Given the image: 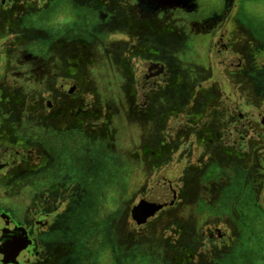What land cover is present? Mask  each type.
<instances>
[{
  "label": "rangeland",
  "instance_id": "1",
  "mask_svg": "<svg viewBox=\"0 0 264 264\" xmlns=\"http://www.w3.org/2000/svg\"><path fill=\"white\" fill-rule=\"evenodd\" d=\"M130 2L133 4L131 5L133 11L105 9L106 11L100 13L94 7L97 5V1L50 0L44 8L37 12L36 10L41 8L39 1L15 0L12 13L2 14L0 18V63H2L0 65V110L3 111L2 113L11 111L14 114L17 106L23 103L22 98L28 100V95L39 87L42 78L39 67L37 68L35 65H31V71L28 70L18 79L11 78L10 75L14 73L16 67L15 59H20L27 53L29 55L33 53L35 57L39 56L40 58L51 56L54 48H49L48 45H50L51 39L58 37L60 33L67 36V41L70 44L67 49L56 46L57 53L60 55L68 53L71 66L77 64L82 66L87 84L90 78H93L95 81L103 80L107 83V89H113L114 82L118 80L119 71L128 68L126 60H124L127 53L123 52L124 56H122L116 48L117 45L114 43L116 35L108 34L110 44L106 40L105 33H98V28L101 26L98 22L104 15L111 17L112 24L119 27L138 32L145 30L152 36L150 37L151 44L161 48L162 52L143 48L138 51L136 46L134 52L130 51V53H135V58L139 55L154 59L161 58L166 63L170 74H175V77L173 76L168 82L170 94L160 93L157 97L151 96L152 104L148 106V109H145L142 114L134 116L123 115V106H119L118 101L107 97V92L102 91L105 84L99 88L101 94L98 92V95L101 98L98 100L104 99V102H107L106 106L109 107L108 115L104 119V137L115 138V150L106 152L103 150L102 144L97 141L82 140V148H90L91 159H88L90 161L88 162L85 160V153L82 155L79 153V169H82L86 175H91L90 177H99L94 179V187L90 185L87 187V189L90 187L87 190V197L76 214L78 220L81 219V221L77 230L73 232L72 240H78V238L81 240L79 248L82 254H76L69 260H64L62 255H59V258L50 259L51 264H122L120 258L125 257L127 258L126 264H221L224 257L228 256L229 258L238 247L242 248L236 255L233 264H262L264 227L260 226V221H264V215L257 214V212L260 211L264 214V172L262 177L258 175L255 178H247L246 175H242L239 171L240 167L244 168L254 162H245L239 155L218 162V164L206 160V153L205 156L200 157L204 148L206 151V145L201 143L197 149L193 142V130L190 128L176 136L179 125L182 124L180 116L187 114L189 118L191 117L195 99L193 91L197 90L193 82L195 75L200 77L201 74L207 75L205 80L200 82V89L208 90L210 84L212 85L214 82L225 91L243 89V84L239 79L224 75L227 73L226 70L219 65V58L214 56L212 48L214 39L210 43H206L203 51H199L200 47L198 46L202 45L203 40L199 37L194 40L192 35L195 24L201 23L203 27L207 25V13L204 11L217 10L221 6V0H132ZM237 7L238 17L246 22L247 28L254 34L242 28L241 32H248L247 38L244 40V48L237 44L227 54H223L224 62L227 64L232 58L247 56L248 59H251L250 62L256 61L263 65L261 70L247 78L248 86H246L250 89V93L245 98L246 104L239 106L243 113L253 115L256 120L258 112L264 111V0H230L229 15L233 18L236 17L234 11ZM196 9L198 11L204 9V11L198 14ZM167 10H175L178 15L184 18L182 37L173 40L174 43H171L173 41L172 38L170 39V35L175 31V28L166 17ZM3 15L7 20L4 21ZM22 15H24V19ZM138 15H141V18L136 19ZM222 28L224 29V27ZM112 31L110 29V32ZM236 33L233 34L239 37V31L236 30ZM233 34H227L226 39L231 38ZM120 40L125 41L126 38ZM100 41L104 45L99 46ZM177 42L180 44L178 48H176ZM124 43L127 48L129 42L125 41ZM46 44L47 47H45ZM51 46L53 45L51 44ZM140 63H135V87H138L141 80ZM250 65L252 64L250 63ZM198 67L202 69L199 70ZM254 67L255 65L251 66V68ZM222 79L227 80L231 87L224 86ZM177 82L183 84L185 92L182 96H178L176 93V90L179 89L176 85ZM88 85H91V82ZM101 88L103 89L101 90ZM161 89L163 90V88ZM93 96V94H88L89 98L94 99ZM135 101L141 103L143 98L139 95ZM99 106V108H103L102 110L106 108L104 104H99ZM114 106L122 110L121 114L118 113L121 115L119 120L118 118L114 119L117 116ZM139 107L143 108V106ZM166 112L172 113L168 119ZM128 116V122L133 123L130 126H126L123 120ZM11 121L17 122L12 119L11 114L8 117H0V137L9 143L12 141V134L15 131ZM162 122L165 123L161 128ZM188 126L191 127L192 124ZM18 128L22 136L36 138L35 135H39V129L30 127L28 123L21 124ZM113 129L116 135L115 132L113 133ZM74 140V144L80 145L81 138ZM60 142V137L57 134L54 143L59 146ZM160 142L167 143V147H163ZM92 143L95 144L91 145ZM130 145L132 149H136V156L139 157L134 161L137 172L146 170L143 167L144 165L147 167V163L143 159L152 164L151 172L146 176V189L150 186L148 196L158 197L161 189L167 190L170 186L184 188V204L181 212L176 216L182 221L168 219L160 223L156 222V225L151 227V231L146 230L140 237L137 234L133 237L128 235L130 221H120L118 223L120 224L119 237L117 238L106 221L108 216L107 199L108 195L114 192L113 185L116 184L112 181L113 174L120 177L122 159L128 163V159L121 156L124 153L123 150L126 153ZM110 147L108 145L106 148ZM92 159L93 161H91ZM86 168L87 170L93 169V171H86ZM101 177H104L103 180ZM136 189L139 191V184H136ZM246 192L248 193L245 194ZM138 198L139 196H136V199ZM127 199L128 196H126ZM201 202H203L204 209L200 218L195 220L192 215L193 204ZM198 206L197 204V208H199ZM242 210L243 213H241ZM250 221L255 223L252 224L254 230L252 232L251 230L248 232L247 227ZM206 229L222 231L224 242L219 246L216 242L214 244L216 247L208 245L204 233ZM201 232L203 236L198 237ZM89 235L93 239H87ZM100 237H103L106 247L113 242L112 240H115L117 258L113 260L111 259L112 253L108 256L103 252L102 238ZM106 249L108 250V248ZM257 257L260 260H257ZM226 263L230 264V261Z\"/></svg>",
  "mask_w": 264,
  "mask_h": 264
},
{
  "label": "flooded vegetation",
  "instance_id": "2",
  "mask_svg": "<svg viewBox=\"0 0 264 264\" xmlns=\"http://www.w3.org/2000/svg\"><path fill=\"white\" fill-rule=\"evenodd\" d=\"M37 1L41 3V8L36 10L39 12L50 0ZM93 1H97V5L93 6L100 13L107 9L133 11L131 6L133 4L130 2L132 0ZM229 6L230 0H221V6L217 10L204 11L203 9L204 13H207V25L203 27L201 23L195 24L192 35L194 40L196 37L203 40L202 45L198 46L200 50L195 46L199 51H203L208 42L210 43L214 39L212 44L214 56L219 58V65L226 70L227 73L224 75L239 79L243 84V89L237 91L228 89L225 91L215 82L212 85L210 84L208 90L200 89V82L205 80L207 75L201 74V77L195 75L193 82L197 90L193 91L195 99L192 105L191 117L189 118L187 114L180 116L182 124L179 125L176 136L183 133V130L190 128L193 130V142L197 149L198 145L201 146V143L206 145V151L204 148L199 155L200 157L206 153V160L218 164V162L239 155L245 162H254V164L246 165L244 168L240 167L239 171L242 175H246L247 178H255L258 175L262 177L264 172V111L258 112L255 120L253 115L243 113L239 106L246 104L245 98L250 93V89L247 88L248 85L246 84L247 78L250 77L249 75L252 76L255 72L261 70L263 65L256 61L250 62L251 59H248L246 55L243 58H232L225 64L223 54H227L237 44L240 47L242 45V48H244V40L247 38L248 32H241V30L242 28L249 30L246 22L237 15L238 7L234 11L236 17L233 18L229 15ZM14 7L15 0H0V18L2 14L12 13ZM196 11L198 14L203 12L198 11V9ZM23 17L24 15H22ZM101 17L98 22L101 24L98 33H105L106 40H108V34L116 35L117 38L115 37L114 43L117 46L114 45L122 56H124L123 52L127 53L124 60H126L128 68L119 71V77L114 82L113 89H107V83L103 80L95 81L93 78H90L91 85H88L89 82L87 84L82 66L79 64L71 66L68 53L65 52L61 55L57 53L56 46L67 49L70 44L67 41V36L63 33L51 39L50 45H48L49 48H54L51 56L40 58L39 56L35 57L33 53L31 55L27 53L14 61L16 67L14 73L10 75L11 78L18 79L28 70L31 71V65L39 67L42 78L39 87L32 90L28 95V100H24L23 96H20L23 103L17 106L14 114L8 109L7 111L10 112L2 113L3 111L0 110V117H8L11 114L12 119L17 121H11L15 131L12 130L13 137L10 143L0 137V213L8 217V220L0 218V229L5 230L8 226L2 221H10L14 230H17H12L17 235H13L16 239L14 247L18 243H22L19 246L20 248L14 249L15 251L11 250L12 246H9V250L0 253V264H51V258H59L62 255L64 260H69L76 254H82L79 248L81 240L77 236L75 238H78V240H72L73 232L77 230L81 221V219L78 220L76 214L87 197V190L90 188L87 189V187L89 185L94 187V179L99 178L93 175V177H90L91 175L88 176L83 173L82 169H79L78 159L80 154L85 153V160L91 159L90 148L83 149L82 140H95L102 144L103 150L106 152H114L115 150V138L104 137V119L108 115L107 110L109 107L106 106L107 102H104V99L98 100V98H101L98 95V92L101 94L99 88L105 84L104 89L101 88V90L103 89L104 93L107 92V97L118 101L119 106H123V115L129 114V116L142 114L145 109H148V106L152 104V101L150 102L151 96L157 97L160 93L170 94L168 82L175 74H170L164 60L140 55L137 59L135 53L132 54L136 46L138 51L143 48L162 52L161 48L159 49L158 46L151 44L150 37L152 36L147 34L145 30L138 32L114 25L111 22V17L105 15ZM166 17L175 28V31L170 35V39L172 38L173 41L181 38L184 29V18L178 15L175 10H167ZM2 18L4 21L7 20L4 15ZM139 18H141V15L136 16V19ZM110 29L113 31L110 32ZM236 30L239 31V37L233 34L236 33ZM227 34L233 35L231 38L226 39ZM60 38H62L61 41H59ZM118 38H126L125 41L129 42L127 48L125 47V41H119ZM237 38H239V41H237ZM108 42L110 41L108 40ZM101 45H104L102 41H100L99 46ZM176 45V48H178L180 44L177 42ZM45 47H47V44ZM64 54L66 56L63 57ZM136 62H141V80L138 87H135ZM198 63L201 62L198 61ZM250 63L255 67L251 68ZM198 68L199 70L202 69L201 67ZM221 81H224V83L222 82L224 86L231 87L227 80L222 79ZM176 85L179 87L176 90L177 95L182 96L185 92L183 91V84L177 82ZM126 87L127 89H125ZM138 93L143 98L141 103L135 101L136 97H139ZM88 94H93L95 98H89ZM99 104H104L106 108L102 110L103 108H99ZM139 106H143V108L140 109ZM114 108H116L115 113L117 114V116L115 114L114 119L118 118L119 120V117H121L119 114L122 113V110L116 106ZM166 113L168 114L167 119L169 115L172 116V113ZM129 116L127 119L122 117L126 126L133 124L128 122ZM20 120L23 122H19ZM24 123H28L30 127H37L39 135H35L36 138L22 136L18 131V127ZM164 123L162 122L161 128ZM189 124H192V126H188ZM57 134L61 141L59 146L54 143ZM80 138V145L78 143L74 144V139ZM160 144L167 147L165 142H160ZM108 145L111 147L106 148ZM135 150L132 149L131 145L128 146L126 153L123 150L124 153L121 157H126L128 163H125L121 158L120 177L113 174L112 181L116 184L113 185L114 192L110 193L107 199L108 216L106 221H108L111 231L115 233L117 238L119 237L120 224L118 223L120 221H130L128 235L132 237L136 234L140 237L146 230L151 231V227L156 225V222L160 223L168 219L182 221V219L176 217L178 216L177 213L181 212L180 210L184 204V188L181 186H170L167 190L161 189L159 191L160 196L151 197L152 199L161 198V201L169 202L168 205L161 206L152 214L146 216L150 206L138 209V204L144 202L148 196L150 186L146 189V176L151 172L152 164L150 161L143 159L147 163V167L145 165L143 167L146 170L137 172L134 161L139 157L136 156ZM89 160L88 162H90ZM86 171H93V169L87 170L86 168ZM80 178L81 180H79ZM103 178L101 177L102 180ZM136 184H139V191L136 189ZM126 196H128L127 200ZM136 196H139V198L136 199ZM197 204L199 208H197ZM203 209V202L193 204L192 215L195 220L200 218ZM256 210L258 211L257 207ZM241 213H243V210ZM257 214L264 215L260 211ZM103 231L105 233L104 229ZM204 233L208 245L212 247H216L214 245L216 242L218 243L217 246L224 242V233L220 230L206 229ZM90 235L87 237L89 240L93 239L91 238L93 236L90 237ZM202 236L201 232L198 237ZM100 238H102L101 247L103 252L108 256L112 253L111 259L113 260L117 258L115 255L117 252L115 240H112L113 242L111 241L112 243L106 247L103 237Z\"/></svg>",
  "mask_w": 264,
  "mask_h": 264
},
{
  "label": "water",
  "instance_id": "3",
  "mask_svg": "<svg viewBox=\"0 0 264 264\" xmlns=\"http://www.w3.org/2000/svg\"><path fill=\"white\" fill-rule=\"evenodd\" d=\"M166 204L168 205L169 202H166V201L163 202V201H161V198L152 199L151 196L149 195L147 197V199L144 202L138 204L137 207H139L138 209H140L142 207L150 206L148 208L149 211L146 214V216H148L149 214H152L153 211H155L156 209H158L161 206L166 205ZM0 218H2L4 220H8V217L6 215H4V214H1V213H0ZM2 222H5L8 226L5 228V230H1L0 229V253H4V252H6V250H9V246L13 247V248H11V250L12 249L16 250V248H20L19 246H21L22 243H18V245H16V247H14L15 243H16L15 242L16 239H15V237H13V235L17 236L15 234L16 232H14V231H17V230H14V228L12 227V224H11L10 221H2ZM12 230H14V231H12Z\"/></svg>",
  "mask_w": 264,
  "mask_h": 264
},
{
  "label": "trees",
  "instance_id": "4",
  "mask_svg": "<svg viewBox=\"0 0 264 264\" xmlns=\"http://www.w3.org/2000/svg\"><path fill=\"white\" fill-rule=\"evenodd\" d=\"M216 3L218 2V1H215ZM218 7V6H217ZM216 7V8H217ZM261 222V224H260V226L261 227H264V221H260ZM248 224V223H247ZM255 224L253 221H250V224H248V232L251 230V232H252V230H253V225ZM240 226V225H239ZM254 231V230H253ZM244 240V239H243ZM245 243V242H244ZM242 247H238V249L237 250H235L234 251V253H233V255H231L229 258H228V256L227 257H224V259H223V262H221V264H227L226 262L228 261H230V264H233L234 262H235V257H236V255H238L239 254V252H240V249H241ZM259 257V256H258ZM257 257V260H260V258H258ZM127 260V258L125 257V258H120V262L122 263V264H126L125 262H127L126 261ZM259 263V262H258ZM217 264V263H216ZM262 264H264V258H263V261H262Z\"/></svg>",
  "mask_w": 264,
  "mask_h": 264
}]
</instances>
